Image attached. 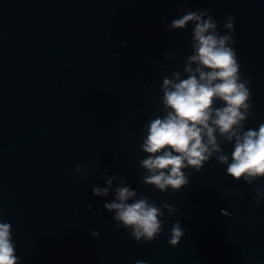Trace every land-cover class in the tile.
<instances>
[{
  "label": "water",
  "instance_id": "95a60500",
  "mask_svg": "<svg viewBox=\"0 0 264 264\" xmlns=\"http://www.w3.org/2000/svg\"><path fill=\"white\" fill-rule=\"evenodd\" d=\"M204 9L221 34L234 17L233 47L252 93L244 128L258 129L264 0H0V221L12 225L20 264H264V198L253 203L264 178L236 181L211 158L199 172L184 169L189 184L179 191L143 183L141 146L164 113L163 78H186L192 54L194 26L164 25ZM221 147L231 162L233 144ZM104 173L161 208L167 223L156 240L137 243L115 228L104 208L114 194H92L106 187ZM177 220L185 235L172 247Z\"/></svg>",
  "mask_w": 264,
  "mask_h": 264
},
{
  "label": "clouds",
  "instance_id": "9594fccd",
  "mask_svg": "<svg viewBox=\"0 0 264 264\" xmlns=\"http://www.w3.org/2000/svg\"><path fill=\"white\" fill-rule=\"evenodd\" d=\"M234 17L227 16L223 22L227 30L218 31V22L207 9L187 11L179 18L165 24L166 31L183 30L189 24L192 29V54L186 57L182 78L180 72H173L171 78L162 81L161 103L164 113L151 120L147 136L142 143V151L147 154L141 161L145 170L143 183L154 186L161 193L169 188L179 191L189 184L186 168L199 172L211 159L227 165L226 173L236 181L243 180L252 185L258 178H264V123L258 129L244 128V122L253 113L250 81L242 80L240 64L233 45ZM124 47H127L125 44ZM169 59L167 52L162 53ZM220 101L221 106L216 107ZM219 136V139H218ZM233 144L231 162L224 154L221 144ZM82 166L74 171L79 173ZM106 187L94 186L96 197L114 199L104 204L107 212L113 213L115 228L128 229L137 243H149L162 233L167 220H161L164 212L147 196H140L119 174L108 176ZM114 182L118 185L113 190ZM253 203L264 198V190L255 188ZM169 215L176 212L174 206L164 203ZM92 210V205L87 206ZM222 214H226L221 209ZM93 237L100 233L94 231ZM185 230L180 221L172 225L168 244L177 247ZM0 264H20L12 238V225L0 221ZM136 264H146L136 261Z\"/></svg>",
  "mask_w": 264,
  "mask_h": 264
}]
</instances>
